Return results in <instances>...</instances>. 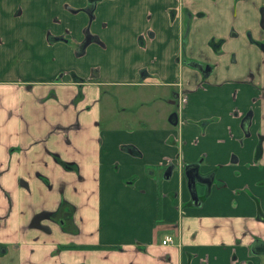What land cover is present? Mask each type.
Segmentation results:
<instances>
[{
    "label": "crops",
    "instance_id": "0c3cea01",
    "mask_svg": "<svg viewBox=\"0 0 264 264\" xmlns=\"http://www.w3.org/2000/svg\"><path fill=\"white\" fill-rule=\"evenodd\" d=\"M261 11L0 0V264H264Z\"/></svg>",
    "mask_w": 264,
    "mask_h": 264
},
{
    "label": "flooded vegetation",
    "instance_id": "af4514ba",
    "mask_svg": "<svg viewBox=\"0 0 264 264\" xmlns=\"http://www.w3.org/2000/svg\"><path fill=\"white\" fill-rule=\"evenodd\" d=\"M261 18H262V16H263V18H264V14H263V12L261 11ZM260 26H261V19H260ZM261 29H262V31L264 32V29L262 28V26H261ZM259 47H260V49H261V51H263L264 52V41L262 42V43H260V45H259ZM201 71L202 72H206V74H207V72H209L210 71V68L208 67V66H206V67H203L202 69H201ZM179 92V91H178ZM178 95V94H177ZM173 114H176V121H177V113H173ZM249 115L250 114H248L247 115V117L244 119V121H243V125H244V128H245V131L247 130V126H248V124H249ZM172 116V115H171ZM177 124V123H176ZM260 149H261V145L260 144H258V147H257V150L258 151H260ZM253 251H255V252H260V253H263V256H264V241L263 242H260V243H255L254 244V247H253Z\"/></svg>",
    "mask_w": 264,
    "mask_h": 264
},
{
    "label": "rangeland",
    "instance_id": "374dc122",
    "mask_svg": "<svg viewBox=\"0 0 264 264\" xmlns=\"http://www.w3.org/2000/svg\"><path fill=\"white\" fill-rule=\"evenodd\" d=\"M55 19H56V17H53V15H50L49 17H48V20H47V26H52L53 24L52 23H54V21H55ZM58 20V19H57ZM56 20V21H57ZM65 23H69V21L67 20V21H65ZM70 24V23H69ZM54 26V25H53ZM70 29H72V26L70 27V26H68ZM17 33H19L20 34V32H17ZM46 34H50L51 35V33L47 30V32H46ZM46 36V35H45ZM18 37H22V34H20V36H18ZM18 37L16 38V39H18ZM39 39H42V36H40V37H38ZM67 39H70V41L69 42H72V37H67ZM166 106V105H165ZM173 108V107H172ZM156 111H157V108H155V107H149L145 112L146 113H149V114H151L152 116H155V113H156Z\"/></svg>",
    "mask_w": 264,
    "mask_h": 264
},
{
    "label": "water",
    "instance_id": "95a60500",
    "mask_svg": "<svg viewBox=\"0 0 264 264\" xmlns=\"http://www.w3.org/2000/svg\"><path fill=\"white\" fill-rule=\"evenodd\" d=\"M261 26L264 29V18L262 16L261 18ZM174 120L172 123L174 125H176L177 121H176V114H172L170 121ZM188 177V187H189V191L191 193V198L193 199L194 202H196V192H195V181L192 178H189L188 174H186Z\"/></svg>",
    "mask_w": 264,
    "mask_h": 264
},
{
    "label": "built area",
    "instance_id": "2783aa9c",
    "mask_svg": "<svg viewBox=\"0 0 264 264\" xmlns=\"http://www.w3.org/2000/svg\"><path fill=\"white\" fill-rule=\"evenodd\" d=\"M174 244V239L173 236L167 235L161 240V245L162 246H168Z\"/></svg>",
    "mask_w": 264,
    "mask_h": 264
},
{
    "label": "trees",
    "instance_id": "16d2710c",
    "mask_svg": "<svg viewBox=\"0 0 264 264\" xmlns=\"http://www.w3.org/2000/svg\"><path fill=\"white\" fill-rule=\"evenodd\" d=\"M94 248H96V247H94Z\"/></svg>",
    "mask_w": 264,
    "mask_h": 264
}]
</instances>
